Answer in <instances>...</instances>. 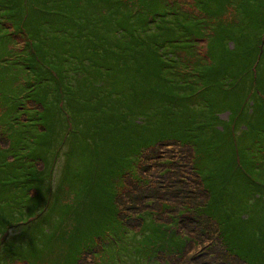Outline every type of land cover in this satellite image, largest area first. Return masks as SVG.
I'll return each instance as SVG.
<instances>
[{
	"label": "rangeland",
	"instance_id": "obj_1",
	"mask_svg": "<svg viewBox=\"0 0 264 264\" xmlns=\"http://www.w3.org/2000/svg\"><path fill=\"white\" fill-rule=\"evenodd\" d=\"M72 1L66 0L64 6H68ZM152 1L155 0H132L129 4L140 15H154L157 11L156 13H160L161 16L162 12H167L166 15L173 16L174 18L171 19H175L182 13H186L187 10L191 14L188 16L190 28L181 34L185 39L189 38L185 45L187 47H177V44L181 43L179 39L170 40L167 43L168 50L163 46L159 47L162 57L166 60L177 57L174 62L177 61L180 65H193L186 58L189 61H194V56L207 60L205 56L208 46H211L210 49L215 56L218 47L227 46V38L231 39L229 44L236 43L238 45L241 40L249 41L253 32L256 33L259 26L264 25V20H258L264 16L260 13L264 9V0H156L162 1L160 7L152 5ZM168 2L172 3V6L169 7L170 4H165ZM32 4L30 2V6ZM83 4L90 7L91 3L84 1ZM41 5L48 9L57 8V2L53 0L46 2L42 0ZM70 5L69 8L72 7ZM27 7L29 8V4ZM91 8L92 6L87 10V13L92 14L90 17H95L96 14L91 11ZM185 15L187 16V14ZM107 17L106 15V29L109 30L114 21ZM46 19L44 18L43 24L39 27L36 26V30L23 18L10 20L11 29L16 30L13 40L18 46L17 49L26 42L29 47L34 39H42L47 42L45 33L54 30L55 26L46 22ZM102 28L104 29L105 26ZM7 41L5 38H0V44ZM47 47L49 49L48 44ZM196 48L199 50V54ZM259 49L261 54L257 61V64L260 63L258 70L264 72L262 68L264 66V36ZM168 51L173 52V58ZM6 57L12 59L9 61L10 63L15 61V55ZM11 72L10 70L0 71V145L6 148L14 140L19 141L23 138V141L31 145L35 140L43 144L41 153L46 157L50 144H53V150L58 144L64 142L53 167V188L58 191L57 208L56 211L47 215V204L44 212L34 220L33 231L38 236L35 242L40 253L38 252L33 257H27L31 264H73L72 260L75 264L76 260L77 262L79 260L78 252L81 253L83 249L89 247L100 249L96 239L103 242L99 258L96 259L93 254H87L79 264H264V223L258 226L253 209L256 206L254 204L255 196L264 195V109L254 114L251 113L256 110V97L253 88L247 90L243 96L248 100L249 107L252 105V110L240 105L238 107L231 106L241 101L242 94L240 92L236 98H231L232 100L223 95L215 97V112L219 115L218 110L227 108L221 118L225 121L228 119V115L231 117L228 121L230 127L227 124H222L225 129H228L223 135L211 131L212 127L208 125H214L216 122L213 117L214 109L211 110V106L206 105L202 94L200 96L192 95L189 78L182 76H164L167 79L163 81L157 79L158 85L154 92L144 89V86H149L147 81L143 79L141 83H138L140 78L128 73L108 78L105 82L108 92L121 91L133 109L141 108V115L137 112L135 115L126 116L124 122L115 123L113 115L109 111L106 113L93 111L95 102L100 100V97L95 99V96L92 99V88L96 93L97 87L101 84L98 81L99 76H93L87 85H82V87L90 86L91 88L88 94H84L85 98H80L82 95L79 91L80 93L71 98L64 99L65 110L62 114L69 116L71 110H74L77 116L73 124L76 122L80 124L82 134L87 133L86 128H91L89 130L92 132H98L97 138L102 143L99 150H102L106 143H111L114 138L107 134L108 130L112 131L119 124L120 130L123 129L126 135H132L135 132L134 120L137 115L143 119L139 128L142 130L144 125L145 139L141 143L143 146L145 140V144L149 148L140 152L142 154L141 164L137 175L124 176V184L119 197L122 204L121 219L127 226L128 238V233L123 231L125 229L114 225L111 218L107 217L114 206L112 203L114 191L112 184L114 182L112 183L108 179L102 166L93 156L80 152L77 142L73 145V152H70L72 144L67 143L65 138L68 132L63 135L66 129L65 125H57L55 131L52 125H47L48 128L37 135V130L33 126L12 125L13 123L6 122L13 116L11 111H8L11 118L4 112L8 104L9 92L12 90L10 88L14 87V78L17 79L16 73L13 75ZM263 77L264 74L259 72L258 76L257 73L255 91L259 92L261 89L263 94V99L259 102L264 101ZM131 78H135L137 81L133 89L131 88ZM182 85L188 87L180 88ZM77 100H80L82 105ZM91 101L94 102L89 106ZM32 106L33 104L28 107ZM93 113L96 115V121L90 127L85 121L82 122L81 117ZM22 118L24 120L26 116L23 115ZM236 120L238 126L235 125ZM231 121H233L232 124ZM202 122L207 126H197ZM102 125H105L106 129L103 130ZM222 125L219 126L222 127ZM233 126H237L236 131ZM258 130H261V133H257ZM201 131L204 132L202 136L192 137L193 134H199ZM79 132L76 130L78 138ZM172 136L183 143L193 141L191 145H195L199 151L198 166L201 175L192 160L194 155L192 147L169 139ZM71 138H75V136L71 135ZM197 139L200 144H194ZM114 141L116 142V137ZM105 152L102 153L103 157ZM68 158L70 167L65 172ZM125 158H127L126 155L123 159ZM225 159L237 161L227 172L223 171L226 165V162H223ZM40 165L42 164L39 162L38 166ZM200 176L203 177L208 189L202 187ZM61 177H63L62 180ZM91 180L93 185H89V189H86V186L83 187L84 182ZM208 190L211 191L212 199L205 209L207 215L218 222L223 237L230 241L236 254L248 259V263H244L237 255H228L222 251L219 246L220 235L217 223L207 216H197L192 211L193 209L199 210L207 203ZM102 205L103 209L106 208L107 216H102ZM144 213L145 215L150 214L143 217ZM57 215L63 219V222L61 227L55 228L53 222L56 221ZM44 216H48L46 221ZM243 216L248 220H242ZM150 219L156 223L171 224L172 228H177L176 234L186 240L182 250L175 251L172 255H166L164 250H169L170 246L176 247L180 239L178 236H174L172 239L167 238L164 229L157 234L161 240L159 247L163 252H158L159 248L154 244L150 246L145 237L148 232L144 231V223H150L148 222ZM36 224L39 225L36 226ZM41 224L50 226L49 229L56 233V236L50 238L48 242L46 241L47 237L42 235L47 227L42 228ZM28 226L27 224L25 228ZM65 226L68 227L65 228ZM23 227L24 225H19L10 229L11 236L13 234L15 237L20 236L25 229ZM72 233H75L77 238L73 235L72 244L69 246L66 243L70 240ZM154 236L156 237V235ZM78 238H82V242ZM165 240L169 242L165 243ZM50 248L53 249V252L56 249L57 252L54 254L49 250ZM98 252L100 253V251ZM22 257V255L15 256V258L9 256L7 260L12 262L10 264H29L26 260H20Z\"/></svg>",
	"mask_w": 264,
	"mask_h": 264
},
{
	"label": "trees",
	"instance_id": "obj_2",
	"mask_svg": "<svg viewBox=\"0 0 264 264\" xmlns=\"http://www.w3.org/2000/svg\"><path fill=\"white\" fill-rule=\"evenodd\" d=\"M46 1L44 0V2ZM53 1L57 2V8L48 9L41 5L42 0H0V38L8 40L0 44V71L10 70L12 71L11 74L13 73L14 75L16 73L17 77L13 81L14 87L10 88L12 90L9 92L8 104L4 112L11 118L8 113V111H11L13 116L11 119L6 120V122L9 121L13 123L12 125L33 126L37 130V135L46 130L48 128L47 125H52L54 131L57 125H65L66 129L63 135L68 132L65 138L67 143L72 144L70 152H73V145L77 142L80 146V152L93 156L97 163L102 166L108 179L112 183L114 182L112 184L114 188L112 203L114 206L111 208L109 216H107L105 212L106 208L103 209L102 205V216L106 215L110 217L114 225L125 229L123 231L128 233L127 226H125L124 221L121 219L122 204L119 201L121 187L124 184L125 175H137L141 164L142 154L140 152H143L149 146L147 147L145 140L143 146L141 143L145 139L144 125L142 130L139 128L143 120L140 118L141 108L133 109L121 91L108 92L105 84L106 80L121 73H128L140 78L138 83H141L143 79L147 81L149 86H144V89L154 92L158 85V81L156 82V80H166L167 78L164 76L189 78L192 95L197 94L200 96L202 94L206 105L211 106V110L214 109L215 115L213 117L216 122L214 125L208 126L212 127L211 131L215 134L219 133L223 135L228 129H225L222 124H227L230 127V122L228 121H230L231 117L229 115L225 121L221 118V116L223 117L222 113L227 108L218 110L219 115L215 112V97L217 95L218 97L223 95L225 98L231 99L233 97L236 98V95L240 92L242 94L241 101L231 106L238 107L240 105L248 109L249 102L243 96L247 90L253 88L254 91H252L256 97V110L251 113L254 114L264 109V101L259 102L263 99L262 90L260 89L259 92L255 91L257 73L258 76L259 72L264 74V72L258 70L260 63L257 64L261 54L259 48L264 36V25L262 27L259 26L256 33L253 32L255 35L253 37L252 34L249 41L241 40L238 45L236 43L229 44L231 39L227 38V46L222 45L220 48L218 47V51L217 49L215 51V56H213L210 49L211 46H208L205 56L207 60L194 56V61H189L186 58L193 65H180L177 61L174 62L177 57L173 58V52L168 51L170 52L169 55L173 58L168 59L169 61L162 57V51L159 47L163 46L168 50L167 43L173 39H179L181 42L177 44V47H187L185 45H187L189 38L185 39L181 34L184 30L188 31V28H190L188 26V16H191V14L188 10L186 13L177 16L178 18L171 19L174 17L166 15L167 12H162L161 16L160 13H156L157 11L154 15L137 14L130 7L129 3L132 0H73V3H70L72 5L69 4L72 6V9L68 7L69 5L64 6L66 0ZM84 1L91 3V11L96 14L95 17H90L92 14L87 13L90 7L84 6ZM30 2L33 3L32 6H30ZM160 2L155 0L151 4L160 7L162 1ZM28 4L29 8L27 7ZM165 4H170L169 7L172 6V3L169 2ZM260 13L264 15V9ZM106 15L108 19L114 21L112 28L109 30L106 29ZM16 18H23L25 22L32 24L31 26H34L35 30L36 26L39 27L43 24L44 18H47L46 22H50L55 28L45 33L47 42L42 41V39H34L29 47H27L28 42H26L17 49L18 46L15 45V40H13L14 31L16 32V30H12L9 23L11 19ZM258 20L263 21L264 16ZM103 26H105L104 29L102 28ZM47 44L49 45V49ZM196 50L199 54V50L197 48ZM14 55L15 61L10 63L9 61L12 59L6 56L14 57ZM262 68L264 69V66ZM93 76H99L98 81L101 82L99 87H97L96 93L95 89L92 88V99L94 96L95 99L100 97V100L95 102V107L93 108L95 113H106L109 111L112 113L115 123L124 122L126 116L135 115L137 112L140 114L134 120L136 128L132 135H126L123 129L120 130L118 128L119 124L114 128L112 127L113 130L111 128L113 132L108 130L107 134L114 138L116 137V142L113 138L112 142L106 143V146L102 150H99L102 143L97 138L98 132H92L89 130L91 128H86L87 133L82 134L80 124H77V122L73 124L77 116L74 110H71L69 116L62 114L65 110L63 105L64 99H67V97L71 98L80 93L79 91H81L80 95H82L80 98H85L84 94H88L91 88L90 86L82 87V85H87ZM131 79V88L133 89L137 81L135 78ZM262 81H264V77ZM182 87L188 86H180V88ZM77 102L82 105L80 100H77ZM93 102L91 101L89 106ZM31 104L33 106L28 107ZM249 108L252 110V105ZM142 114L144 115L145 112ZM23 115L26 116L24 120L22 118ZM81 119L82 122L85 121V123H88L92 127L94 121H96V115L94 113L91 115L86 114ZM232 123L233 121H231ZM219 125H222V127ZM235 125L238 126L237 120ZM197 126L207 125L202 122ZM237 126H233L235 131L237 130ZM101 127L103 130L106 129L105 125ZM76 130L80 131L79 138L76 137ZM88 132H91V134H88ZM259 132L261 133V130H258L257 133ZM203 133L201 131L199 134H193L192 137L202 136ZM71 135L75 136V138H71ZM169 139L183 143L173 136ZM23 140H14L6 148L0 145V264H10L12 262H9L7 257L14 256L15 258V256L19 255L23 256L20 260H26V262L31 264L27 257H33L38 252L40 253L35 242L38 236L33 231V227L35 226L33 225L34 220L44 212L47 204V215H50L51 212L56 211V204L58 203V191L53 188V167L64 142L58 144L53 150V144H50L48 153L44 157L41 153L42 143L34 140L29 145ZM198 141L199 139L194 144H200ZM192 142L190 140L188 143L183 144H188L192 147L194 152L192 160L197 171L200 173L201 171L198 166L199 151L195 145H191ZM104 151L106 152L103 157L102 153ZM125 155L127 158L123 159ZM67 161L68 164L66 165L65 172L70 167L69 158ZM224 161L226 162L223 168L224 172H227L237 162L234 159L232 161L225 159ZM39 162L42 165L38 166ZM65 172L63 173V177ZM63 177H61V180ZM200 177L202 187L208 189L203 177ZM116 184L117 186H115ZM89 185H93L92 180L84 182L83 187L86 186V189H89ZM208 191L209 198L207 203L199 210L193 209L192 211L197 216H207L210 220L215 221L205 211L208 202L212 199L211 191ZM255 197L254 216L255 221H258V226H260L264 223V195H256ZM258 204L260 206H257ZM149 214L147 213L146 215ZM146 215L143 217H146ZM47 219L48 216L45 217V221ZM62 220L57 215L56 221L53 222L54 227H61ZM242 220H248V218L243 216ZM148 222L150 223L145 222V227L144 224L143 227L144 231L148 232L145 237L150 246L154 244L155 247L159 248L158 252H163L161 247H159L161 240L157 237V234L164 229L168 236L167 238L172 239L174 236H178L180 239L176 247L170 246L169 250H164L166 255H172L175 251L182 250L186 240L176 234L177 228H172L171 224L156 223L152 219ZM215 222L219 225L217 221ZM27 224L29 226L25 228ZM19 225H24L23 229H25L22 234L17 237L14 234L11 236L9 230ZM41 225L42 228L47 227L42 234L47 237V242L50 238L56 236V233L49 229L50 226ZM67 227L65 226V228ZM219 227L217 226V229L220 230ZM74 234H70L71 238L66 243L67 245L70 246L72 244L71 239ZM10 236L12 237L11 239L9 238ZM153 237L155 239H151ZM78 239L82 242V238ZM218 239L222 251H225L228 255H237L244 263H248L246 257L243 258L235 253L227 238L220 235ZM96 241L100 249L90 247L83 249L81 253H77L80 255L78 262L76 260L75 264H79L80 260L87 254H93L96 259L99 258L103 242L100 239H96ZM168 242L165 240V243ZM49 250L53 252L52 248ZM56 252L57 250L55 249L53 253L55 254ZM72 263L74 264V260H72Z\"/></svg>",
	"mask_w": 264,
	"mask_h": 264
}]
</instances>
